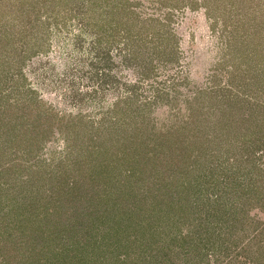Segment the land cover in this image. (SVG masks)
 I'll return each mask as SVG.
<instances>
[{
    "label": "rangeland",
    "instance_id": "1",
    "mask_svg": "<svg viewBox=\"0 0 264 264\" xmlns=\"http://www.w3.org/2000/svg\"><path fill=\"white\" fill-rule=\"evenodd\" d=\"M0 264H264V0H0Z\"/></svg>",
    "mask_w": 264,
    "mask_h": 264
},
{
    "label": "trees",
    "instance_id": "2",
    "mask_svg": "<svg viewBox=\"0 0 264 264\" xmlns=\"http://www.w3.org/2000/svg\"><path fill=\"white\" fill-rule=\"evenodd\" d=\"M150 189L153 190V191H155V188H154L153 186L148 187V190H149V191H150ZM169 196H170V197H169L168 200H171L172 202H174V200L172 199V198H173L172 195H169ZM159 197H160V198H159V202H160L159 204H160V205H164L163 201L167 198V196L164 197L165 199L162 198L163 196H159ZM88 204H89V205L93 204V203H92V200H90V201L88 202ZM165 205H167L166 202H165ZM173 205H174V204H173ZM94 207H95V206H94ZM95 208H96V207H95ZM168 208H172V209H168V210H171V211H175V210L179 211V210H180V209L177 208V205H176V206L174 205L173 207H171V206L168 205ZM166 212H167V210H166ZM151 215H153V213H152ZM182 215H183V214H182ZM154 218H155V217H154ZM185 219H186V217H185ZM151 220H152V218H151Z\"/></svg>",
    "mask_w": 264,
    "mask_h": 264
}]
</instances>
